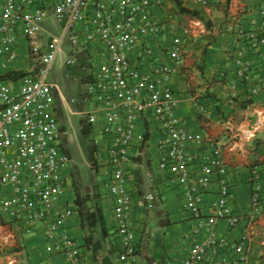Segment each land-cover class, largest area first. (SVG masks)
Here are the masks:
<instances>
[{"label":"built area","instance_id":"built-area-1","mask_svg":"<svg viewBox=\"0 0 264 264\" xmlns=\"http://www.w3.org/2000/svg\"><path fill=\"white\" fill-rule=\"evenodd\" d=\"M206 1V0H202ZM155 0H4L0 8V64L8 68L18 61L22 39L27 40L30 62L27 73L17 78L0 75V214L14 224L39 223L47 237L68 259V264H86L79 242L65 228L76 213L70 207L55 208L56 201L69 189L63 174L69 163L67 129L58 119L59 88L49 79L52 66L68 39L70 48L65 65L82 70L81 93L72 102L91 128L94 144H104L111 173L106 183L113 203L115 240L123 249L122 261L139 254L136 227L132 218L133 189L129 184L132 149L138 144V124L148 113L160 120L157 143L158 168L181 186L187 214L195 222L192 248L182 264H250L249 234L239 238L218 235L216 225L225 221L238 226L244 214L233 211L228 169L219 148L202 159L194 169V156L187 143L202 140L189 135L174 110L177 95L170 83L184 53L192 28L158 23L153 17ZM54 18L61 33L51 35L47 51L39 49L42 23ZM173 31L166 48L168 60L156 62L154 48L146 46L136 55L139 44L161 31ZM245 51L237 56L236 74L249 80L254 60L264 57V0L253 6L251 27L238 31ZM148 59L149 69L139 64ZM13 71V70H12ZM19 71V70H15ZM255 71L264 75L261 64ZM262 84L264 80L261 79ZM209 114L208 106H200ZM251 137V131L245 132ZM214 173L217 197L211 212L202 211L205 193L212 188L207 174ZM252 207L262 209L264 187L254 171ZM205 234L203 237L201 235Z\"/></svg>","mask_w":264,"mask_h":264},{"label":"crops","instance_id":"crops-1","mask_svg":"<svg viewBox=\"0 0 264 264\" xmlns=\"http://www.w3.org/2000/svg\"><path fill=\"white\" fill-rule=\"evenodd\" d=\"M3 1L0 0V8ZM179 1L181 6L198 14L183 12L176 0H155L152 9L158 23L193 30L185 40L182 61L170 79L178 98L174 113L181 118L190 136L201 134L203 137L201 141L191 139L187 143L194 156V169L200 168L204 156L214 148L221 150L231 182L233 211L245 215L243 222L233 228L219 220L216 225L218 235L239 238L242 233L249 234L248 261L264 264V197L259 213L253 210L251 200L255 170L260 173L264 187V84L260 83L264 75L255 71L259 64L264 66V57L260 61L254 60L255 67H252L249 80L243 81L236 74L237 56L240 51H245L238 31L251 27L252 9L260 0ZM173 36L174 32L169 30L148 36L135 53L139 56L146 46H151L157 63H169L171 60L165 50ZM30 59L27 40L22 39L18 61L8 68L0 64V75L12 70H28ZM139 64L143 69H149L148 59H142ZM59 94L58 119L67 129L65 108L77 115L79 109L73 110L63 103L60 88ZM202 104L208 106L209 114H202ZM81 125L82 119V131ZM246 131L253 135L246 137ZM138 136V144L132 149L134 158L129 166V184L133 189L132 218L140 250L135 260L122 261L119 255L123 247L115 240L113 203L106 187L111 170L104 144H96L95 173L102 179L94 177L92 182L85 184L79 169L71 164L67 132L70 161L63 167V174L69 177L70 183L68 191L56 201L55 208L76 209L65 228L81 245L86 264H182L191 251L195 222L187 214L184 192L177 181L170 180L167 171L158 168L159 118L148 113L139 121ZM88 155L92 168L90 149ZM207 177L212 181V188L205 193L201 204L205 214L211 212V203L217 197L214 182L217 176L209 173ZM153 210L162 225L163 236L161 245L151 252L150 243H143V237L149 235L147 222ZM0 219L4 227L14 233L12 245L16 242L15 258L19 257L16 262L68 264L66 256L47 237L44 225L14 224L1 214ZM204 235L202 233L200 237Z\"/></svg>","mask_w":264,"mask_h":264},{"label":"rangeland","instance_id":"rangeland-1","mask_svg":"<svg viewBox=\"0 0 264 264\" xmlns=\"http://www.w3.org/2000/svg\"><path fill=\"white\" fill-rule=\"evenodd\" d=\"M43 29L39 33V42L42 51H47V43L50 40L51 35H58L61 33L60 24L54 19L49 18L42 23ZM70 44L68 39L63 43L62 51L58 54L57 59L55 60L49 79L58 83L61 93L63 94V103L68 104L72 107L73 110H78V106L75 102H72V97L77 98L81 93V83L79 81V76L82 73V70L76 68H69L65 65V60L68 56ZM31 62H35L32 57H30ZM66 116V125L68 132V142L69 149L72 157V165H75L80 171V176L83 183L88 184L92 182L93 178L97 177L95 171L90 166L89 162V144L88 141L80 128V115L72 114L70 111L65 108ZM77 178L79 176L77 175ZM97 179H102L101 176ZM80 185V183H79ZM80 188V186H79ZM148 219V232L149 235L143 237V243L150 245L149 249L151 252L155 247L161 245V237L163 236V228L159 221L158 215L155 213V210L150 212ZM4 222L0 219V264H23L16 262L18 258H15L16 242L14 240V233H11L12 230L8 227H4ZM143 258V257H142ZM16 259V260H14Z\"/></svg>","mask_w":264,"mask_h":264},{"label":"trees","instance_id":"trees-1","mask_svg":"<svg viewBox=\"0 0 264 264\" xmlns=\"http://www.w3.org/2000/svg\"><path fill=\"white\" fill-rule=\"evenodd\" d=\"M178 2V4H180L179 0H176ZM180 8L183 12H190V13H194V14H198V12L196 11H192V10H188L185 7L181 6L180 4ZM27 73L26 71L23 70H19V71H10L6 74H4L2 77L4 78H17L19 76H22L23 74ZM82 133L84 134V136L88 139V141H90L91 146H90V160L92 163V168L94 169V171L96 172L97 170V146L96 144L93 143V139L90 136L91 133V128L88 124L84 123L82 120Z\"/></svg>","mask_w":264,"mask_h":264}]
</instances>
